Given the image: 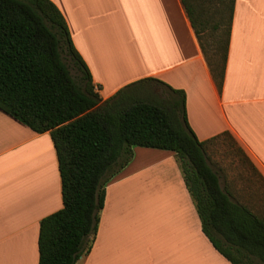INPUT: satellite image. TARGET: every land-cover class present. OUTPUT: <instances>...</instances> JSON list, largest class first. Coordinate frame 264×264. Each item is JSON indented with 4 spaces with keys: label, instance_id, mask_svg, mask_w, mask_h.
Wrapping results in <instances>:
<instances>
[{
    "label": "crops",
    "instance_id": "1",
    "mask_svg": "<svg viewBox=\"0 0 264 264\" xmlns=\"http://www.w3.org/2000/svg\"><path fill=\"white\" fill-rule=\"evenodd\" d=\"M50 1L102 100L145 78L183 90L198 140L227 134L264 180V0H234L220 90L180 0ZM132 153L105 185L82 264H232L203 234L175 153ZM60 208L49 133L0 110V264H38L39 222Z\"/></svg>",
    "mask_w": 264,
    "mask_h": 264
},
{
    "label": "trees",
    "instance_id": "2",
    "mask_svg": "<svg viewBox=\"0 0 264 264\" xmlns=\"http://www.w3.org/2000/svg\"><path fill=\"white\" fill-rule=\"evenodd\" d=\"M180 2L220 90L234 0H205L207 15L200 0ZM63 53L80 73L78 81ZM146 82L166 86L168 102L121 106L125 90ZM0 110L36 133L48 132L56 153L62 208L39 222L38 264H75L88 253L105 185L131 160L132 146L173 151L212 246L232 264H264V207L255 211L234 199L208 161L206 145L222 134L198 140L186 120L184 91L153 78L102 100L50 0H0Z\"/></svg>",
    "mask_w": 264,
    "mask_h": 264
},
{
    "label": "rangeland",
    "instance_id": "3",
    "mask_svg": "<svg viewBox=\"0 0 264 264\" xmlns=\"http://www.w3.org/2000/svg\"><path fill=\"white\" fill-rule=\"evenodd\" d=\"M200 1L202 2L201 8L207 15L210 6L205 3V0ZM202 36L203 42L207 44L209 34L205 33ZM62 55L71 75L78 81L80 73L70 57L65 53ZM125 91V96L122 98L124 102L121 104L123 107L137 100L165 104L172 96L167 88L155 82H146L136 89ZM205 150L211 168L219 176L221 187L227 189L234 199L247 204L255 211H260L264 207V185L242 156L232 138L227 134H222L219 138L209 142ZM78 264H82L80 259H78Z\"/></svg>",
    "mask_w": 264,
    "mask_h": 264
}]
</instances>
